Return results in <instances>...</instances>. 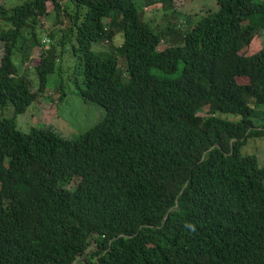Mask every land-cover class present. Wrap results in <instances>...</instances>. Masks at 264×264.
Masks as SVG:
<instances>
[{"label": "trees", "instance_id": "16d2710c", "mask_svg": "<svg viewBox=\"0 0 264 264\" xmlns=\"http://www.w3.org/2000/svg\"><path fill=\"white\" fill-rule=\"evenodd\" d=\"M216 1L0 5V264H264V166L241 152L264 137V0ZM67 53L105 118L23 132Z\"/></svg>", "mask_w": 264, "mask_h": 264}, {"label": "rangeland", "instance_id": "374dc122", "mask_svg": "<svg viewBox=\"0 0 264 264\" xmlns=\"http://www.w3.org/2000/svg\"><path fill=\"white\" fill-rule=\"evenodd\" d=\"M18 0H0V5H4L9 8L10 5L16 4ZM179 5H183V11L186 15L193 18V14H199V17L206 12V10H211L213 13L219 11V6L216 0H190L186 3V0H178ZM52 7H50L51 9ZM147 11V17L155 18L157 21L165 25V19L158 13H154L153 9L150 8ZM203 11V12H202ZM201 14V15H200ZM172 15V14H171ZM168 15V21L172 25H179L181 23V14ZM185 16V15H183ZM48 29L53 28L54 20L53 18H48L44 21ZM50 32V31H49ZM264 40V39H262ZM257 44L260 43L259 39L256 41ZM109 48V45L103 44ZM167 45L162 44L160 49H164ZM111 48V47H110ZM261 46H255L254 52L260 50ZM95 50H98V46H94ZM4 54L3 45L0 43V65ZM41 51L34 52V62H38L40 58ZM17 57H15V60ZM76 74V67L74 57L67 53L63 58L61 64V70L58 75L51 76L49 79L50 92L40 98L37 103H34L28 111L18 117L19 128L23 132H29L33 127L38 128H53L61 135L66 138L74 139L80 135L86 133L88 130L100 123L106 116V110L101 106L85 103L82 98H80L76 93V83L74 82ZM56 80V84H55ZM240 82H246V80H239ZM37 91V88H33ZM58 89L63 91V94L59 92ZM264 110V106H262ZM12 107L5 110L6 116L12 115ZM201 116L207 115V110L200 111ZM225 118L234 120V116L223 115ZM243 155L256 154L259 158L261 166H264V137L252 138L242 149ZM84 261L83 258H81Z\"/></svg>", "mask_w": 264, "mask_h": 264}, {"label": "built area", "instance_id": "2783aa9c", "mask_svg": "<svg viewBox=\"0 0 264 264\" xmlns=\"http://www.w3.org/2000/svg\"><path fill=\"white\" fill-rule=\"evenodd\" d=\"M44 42L48 45V43H49L50 41H49V40H45Z\"/></svg>", "mask_w": 264, "mask_h": 264}]
</instances>
